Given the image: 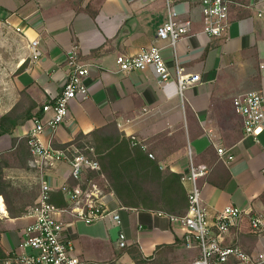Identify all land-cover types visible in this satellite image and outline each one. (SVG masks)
Segmentation results:
<instances>
[{
	"label": "crops",
	"instance_id": "obj_1",
	"mask_svg": "<svg viewBox=\"0 0 264 264\" xmlns=\"http://www.w3.org/2000/svg\"><path fill=\"white\" fill-rule=\"evenodd\" d=\"M168 2L181 20L193 22L192 34L175 47L157 37L158 28L168 20ZM259 12L264 13V0H231L228 25L214 36L202 31L201 0H0V116L15 105L23 89L38 104L34 116L11 134L0 136V153L6 152L11 166L6 177L17 174L22 182L18 185L29 193L33 182H38L29 167L31 155L23 136L34 118L44 114L43 105L61 92L69 74L68 52L77 44L81 58L91 66L85 78L88 96L71 101L67 119L55 131L45 130L44 141L59 147L79 133L116 121L126 136L134 135L147 145L145 151L159 159L163 170L186 174L191 157L195 164H206L209 172L199 183L210 215L228 205L264 211V202H257L264 192V122L257 136L247 134L244 118L233 106L240 94L260 91L264 95V17ZM32 40L38 41L33 49L28 46ZM152 44L163 48L173 74L178 61L201 77L183 98L175 82L161 85L152 68L120 71L118 54L134 55ZM33 53L39 57L33 59ZM13 138L18 139L16 147ZM20 145L23 150L17 153ZM218 147L227 148L234 157L221 158ZM21 162L26 168L18 167ZM10 170L16 173L11 175ZM52 177L58 183L67 181L68 166L59 165ZM182 183L188 190L189 182ZM58 193L62 194L56 190L52 198ZM118 204L116 198L110 202L112 207ZM6 211L0 215V252L12 255L19 250L23 229L31 220L27 212L10 217L7 205ZM120 214L121 225L111 216L87 225L67 218L66 233L81 264L115 258L121 229L145 257L154 255L160 244H176L169 257L179 264H193L200 256L198 247L186 245L180 219L146 209L124 208ZM235 242L252 253L264 246V238L254 234L247 214L226 235L225 244ZM114 264L134 263L124 254Z\"/></svg>",
	"mask_w": 264,
	"mask_h": 264
},
{
	"label": "built area",
	"instance_id": "obj_2",
	"mask_svg": "<svg viewBox=\"0 0 264 264\" xmlns=\"http://www.w3.org/2000/svg\"><path fill=\"white\" fill-rule=\"evenodd\" d=\"M168 4V20L158 28L157 37L169 40V45L175 47L178 40L192 34L193 22L191 19L181 20L177 9L170 2ZM230 4L231 0H201L204 18L202 31L214 36L221 35L228 25ZM259 16L264 17V13L259 12ZM16 30L23 32L19 26ZM37 44V40H32L28 46L33 49ZM31 56L33 59L39 57L38 53ZM116 63L123 72L152 68L161 85L176 83L177 94L181 98L189 87L201 79L199 74L186 71L178 61L173 74L163 48L156 44L143 47L134 55L118 54ZM67 67L69 74L61 92L43 105L44 114L34 118L33 126L23 136L31 155L29 167L37 174L40 190L36 201L25 214L31 221L23 229L19 250L8 257H0V264H81L75 244L66 233L67 218L92 224L111 216L118 225L122 223L120 210L126 207L119 204L110 206L116 197L93 175L101 169L94 157V146L87 145L85 149L75 145L55 147L43 140L45 130L55 131L67 119L73 99H85L88 96L85 78L91 66L81 58L77 44L68 52ZM233 106L244 118L245 132L257 136L264 122V95L260 91L240 94L233 99ZM131 139L134 144H140L147 150V145L138 141L136 136H131ZM217 151L223 159L234 157L227 148L218 147ZM148 154L154 158L152 152ZM61 164L68 166L69 177L67 181L58 183L52 177V172ZM208 172L206 164H195L191 157L189 171L182 175V180L189 182L187 212L183 216H171L183 223L186 245L200 249V256L193 264H225L230 258H234L236 264H264V246L252 253L243 250L238 244H225L231 226L244 214L248 215L252 231L264 238V211L248 212L239 206L228 205L215 215H210L203 203V190L199 183L200 178ZM56 190L62 192L65 205L59 206L52 201V194ZM3 207L6 210L5 200L0 196V215L7 214ZM117 244L118 247L130 244L123 229L118 233Z\"/></svg>",
	"mask_w": 264,
	"mask_h": 264
},
{
	"label": "trees",
	"instance_id": "obj_3",
	"mask_svg": "<svg viewBox=\"0 0 264 264\" xmlns=\"http://www.w3.org/2000/svg\"><path fill=\"white\" fill-rule=\"evenodd\" d=\"M37 105L26 89L20 91L19 100L0 116V136L11 134L23 121L34 116L32 111ZM17 142L18 139L13 138L15 147ZM67 145L82 149L87 145L94 146V157L99 161L101 169L93 175L101 185L114 193L119 205L129 209L158 211L171 216L186 214L188 192L182 183V175L170 169L163 170L159 159L150 157L140 144H134L130 137L120 131L116 121H110L86 134L79 133L72 141L59 147ZM22 150V145L17 146V153ZM209 151H212V148H209ZM26 166L27 164L21 162L18 167L23 169ZM10 167L6 152L0 153V194L5 199L10 217L23 216L28 206L34 203L40 184L33 182L30 193L27 192L6 177V169ZM52 201L59 206L66 204L61 193L55 194ZM261 201L264 202V192L257 198V202ZM175 246L176 244L157 245L154 255L145 257L139 245L132 243L118 247L115 258L102 264H114L115 259L124 254H127L134 264H179L169 257ZM8 256L0 252V257ZM225 264H236V260L230 258Z\"/></svg>",
	"mask_w": 264,
	"mask_h": 264
},
{
	"label": "rangeland",
	"instance_id": "obj_4",
	"mask_svg": "<svg viewBox=\"0 0 264 264\" xmlns=\"http://www.w3.org/2000/svg\"><path fill=\"white\" fill-rule=\"evenodd\" d=\"M16 170H10V171H8L9 172V174H11V175H14V172H15ZM16 173V172H15ZM12 181L14 182V184H16L17 186H19V185H21V181L19 180V177H18V175L16 174V177H14V178H12ZM19 184V185H18ZM78 221L80 220V219H77ZM81 222H82V224H88V223H86L85 221H83V220H81ZM243 249V248H242Z\"/></svg>",
	"mask_w": 264,
	"mask_h": 264
},
{
	"label": "bare ground",
	"instance_id": "obj_5",
	"mask_svg": "<svg viewBox=\"0 0 264 264\" xmlns=\"http://www.w3.org/2000/svg\"><path fill=\"white\" fill-rule=\"evenodd\" d=\"M3 211L6 212L5 208L3 207Z\"/></svg>",
	"mask_w": 264,
	"mask_h": 264
}]
</instances>
